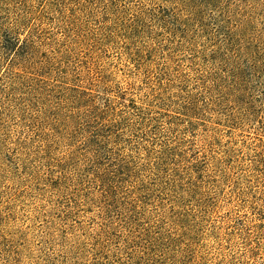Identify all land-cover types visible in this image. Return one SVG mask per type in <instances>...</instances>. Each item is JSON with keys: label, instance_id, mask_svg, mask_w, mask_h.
Returning <instances> with one entry per match:
<instances>
[{"label": "trees", "instance_id": "trees-1", "mask_svg": "<svg viewBox=\"0 0 264 264\" xmlns=\"http://www.w3.org/2000/svg\"><path fill=\"white\" fill-rule=\"evenodd\" d=\"M32 1L5 2L14 5L4 7L12 20L0 28V63L6 62V71L12 73L0 110L38 125L37 138L18 146L27 150L38 143L32 154L44 162L46 186L54 172L79 188L87 185L86 205L97 206L101 223L85 264H163L170 251H177L180 239L165 230L160 216L149 213L154 189L197 194L207 168L205 162L199 163V155L188 160L181 148L169 147L160 139L157 143L158 137L180 126L178 116L188 119L184 128L195 127L190 119H203L224 103L246 107L243 123L254 117L253 92L262 88L264 93V0H176L177 12L169 26L164 9L165 15L140 13L139 23L126 29L141 37L146 32L149 41L158 39L157 29L178 36L186 62L168 83L170 91L175 90L172 95L166 96L167 89L161 87L141 101L112 91L114 86L106 85L108 80L93 64L90 69L74 70L77 47L66 38L67 32L83 26L81 16L93 0H57L61 9L55 8L54 0L44 2L43 7L56 14L45 20L53 18L49 21L61 34L42 20L44 8L34 9ZM105 1L100 12L117 17L118 0ZM100 92L109 95L100 97ZM159 95L166 96L168 103L164 105ZM205 136L208 142L214 140L211 134ZM174 160L181 166H173ZM72 166L77 172L70 178L67 170ZM166 170L173 173L170 183L163 179ZM170 215L181 232L186 227L185 213ZM188 239H184L187 244Z\"/></svg>", "mask_w": 264, "mask_h": 264}, {"label": "rangeland", "instance_id": "rangeland-1", "mask_svg": "<svg viewBox=\"0 0 264 264\" xmlns=\"http://www.w3.org/2000/svg\"><path fill=\"white\" fill-rule=\"evenodd\" d=\"M45 1L31 4L39 10L47 5ZM54 1L55 8L61 9ZM94 1L85 6L89 11L81 16L83 26L67 32L66 38L77 47L74 70L90 69L93 64L108 80L106 85L114 86L112 91H123L134 100L150 97L161 87L167 89L166 96L172 95L175 90L170 91L168 83L173 81L175 69L186 65L177 45L179 37L157 29L158 39L149 41L146 32L141 37L126 26H136L140 13L165 15L162 9L169 13L165 25H171L176 0H118L121 12L110 18L100 12L106 1L92 4ZM5 2L0 0V28L12 20L4 7L14 3ZM43 10L48 16L42 12L40 17L56 30L49 21L53 18L45 20L56 14L49 8ZM5 66L6 62L0 63V101L6 99L2 92L12 73ZM253 93L257 101L252 102L254 117L249 121L243 123L246 107L224 103L206 112L203 119H190L195 127L184 128L182 124L188 119L178 116L180 126L158 137L157 143L161 140L169 147L181 148L188 160L199 155V163L205 162L207 168L197 194L154 189L149 213L160 216L165 230L180 239L177 251H170L163 264H264V93L262 88ZM108 95L100 92L99 96ZM166 96L159 95L164 105L168 103ZM31 121L0 110V264H85L101 223L97 206L86 205L87 185L79 188L59 179L57 172L48 176L46 186L44 162L32 154L38 143L27 150L18 146L37 138L38 125ZM206 134L214 140L208 142ZM146 146L151 147L150 143ZM210 157L215 160L209 162ZM173 166L178 168L181 161L174 160ZM67 172L73 178L77 171L72 166ZM172 174L166 170L163 179L170 183ZM172 212L186 215L181 232L172 224L176 221Z\"/></svg>", "mask_w": 264, "mask_h": 264}]
</instances>
